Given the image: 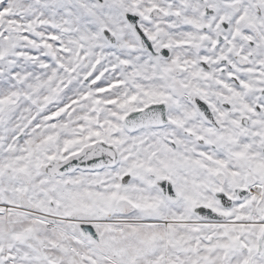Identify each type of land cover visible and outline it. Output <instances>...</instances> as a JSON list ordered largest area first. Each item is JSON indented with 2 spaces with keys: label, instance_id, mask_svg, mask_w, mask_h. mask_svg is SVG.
<instances>
[{
  "label": "snow or ice",
  "instance_id": "1",
  "mask_svg": "<svg viewBox=\"0 0 264 264\" xmlns=\"http://www.w3.org/2000/svg\"><path fill=\"white\" fill-rule=\"evenodd\" d=\"M0 264H264V0H0Z\"/></svg>",
  "mask_w": 264,
  "mask_h": 264
}]
</instances>
